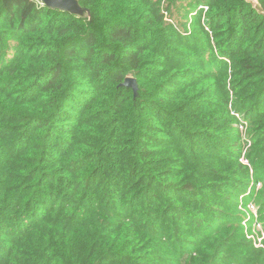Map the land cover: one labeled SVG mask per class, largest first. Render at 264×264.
I'll use <instances>...</instances> for the list:
<instances>
[{"label":"trees","instance_id":"16d2710c","mask_svg":"<svg viewBox=\"0 0 264 264\" xmlns=\"http://www.w3.org/2000/svg\"><path fill=\"white\" fill-rule=\"evenodd\" d=\"M38 1L0 0V264H264V14Z\"/></svg>","mask_w":264,"mask_h":264},{"label":"water","instance_id":"95a60500","mask_svg":"<svg viewBox=\"0 0 264 264\" xmlns=\"http://www.w3.org/2000/svg\"><path fill=\"white\" fill-rule=\"evenodd\" d=\"M42 1H43V4L48 8L67 10V11H70L72 13H74V12L72 10H70V8L68 7L70 5V3L76 2L79 5V3L76 0H42ZM248 3L251 4L256 11H258L261 14H264L258 0H248ZM124 86L132 87L135 95L137 94L138 87H137V83H136L135 79L128 78L125 81Z\"/></svg>","mask_w":264,"mask_h":264},{"label":"rangeland","instance_id":"374dc122","mask_svg":"<svg viewBox=\"0 0 264 264\" xmlns=\"http://www.w3.org/2000/svg\"><path fill=\"white\" fill-rule=\"evenodd\" d=\"M38 1V0H37ZM39 2V1H38ZM41 3V2H39ZM70 8V10H72L76 15H79L81 17H89V13L88 11L84 10L83 8H81L76 2L74 3H70V5L68 6ZM242 129V128H240ZM242 133H243V136H246L244 135V130H240ZM249 145H247L246 143H243V152L242 154H246L247 151L249 150ZM246 162V160H244V163ZM246 164V163H245ZM240 211H243V210H240ZM245 213H249V216L255 218V215H256V205L254 204H251L247 207V212ZM248 219H251V218H248ZM256 223V222H254ZM244 224V223H243ZM251 225V224H250ZM249 224H244V228L247 230V233L250 235L251 232H254V233H259V232H262L263 231V227L262 226H259L257 224H253V227L252 229L248 228L250 226ZM253 233V234H254ZM263 239H264V235H263Z\"/></svg>","mask_w":264,"mask_h":264},{"label":"built area","instance_id":"2783aa9c","mask_svg":"<svg viewBox=\"0 0 264 264\" xmlns=\"http://www.w3.org/2000/svg\"><path fill=\"white\" fill-rule=\"evenodd\" d=\"M40 4H42V3H40ZM44 5V4H43ZM260 186V184L258 185V187ZM257 225H259V224H257ZM260 226V225H259Z\"/></svg>","mask_w":264,"mask_h":264}]
</instances>
